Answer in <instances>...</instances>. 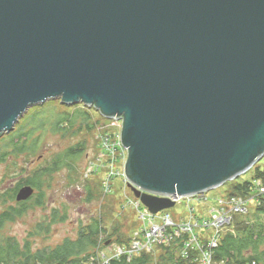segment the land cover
Masks as SVG:
<instances>
[{
    "label": "water",
    "instance_id": "obj_1",
    "mask_svg": "<svg viewBox=\"0 0 264 264\" xmlns=\"http://www.w3.org/2000/svg\"><path fill=\"white\" fill-rule=\"evenodd\" d=\"M56 98L121 118L151 213L216 188L264 156V0H0V136Z\"/></svg>",
    "mask_w": 264,
    "mask_h": 264
},
{
    "label": "trees",
    "instance_id": "obj_2",
    "mask_svg": "<svg viewBox=\"0 0 264 264\" xmlns=\"http://www.w3.org/2000/svg\"><path fill=\"white\" fill-rule=\"evenodd\" d=\"M46 104L32 107V110L30 109L31 111L24 116L25 118L22 121L19 120L13 131L0 136V164L7 163L11 158L36 153L47 132L60 133L62 137H76L83 132H91L95 128L96 123L91 119L87 108H79L76 104L71 106L72 110L61 111L60 106L54 108ZM65 106L68 107V105ZM83 148L84 140L77 141L74 145L46 158L29 177L22 179L12 188L0 190L2 204L0 230L6 223L22 217L28 208L45 203L44 197L51 187L54 174L62 170L75 172V164L81 158ZM252 168L254 169L252 178L231 186L230 190H227L228 195L246 196L251 194L254 180H261L264 183V156ZM1 182L2 180L0 184ZM24 184L34 187L35 192L28 200L17 202L16 191ZM92 194L90 191L88 201L93 197ZM258 201L252 214L256 219L246 218L245 224L221 235L218 246L213 252L215 260L226 262V264H252L253 262L264 264V223L261 220L264 217V196L259 197ZM236 216L240 215H234ZM238 218L236 217V221ZM65 220L66 214L59 215V211L54 209L52 218L49 222L47 221L46 226H44L45 223L37 224L38 231L29 233V236L39 235L40 231L48 233L52 224ZM89 222L86 225L80 224L76 240L66 239L53 249L32 250L28 239L20 244L13 238L7 237L3 243H0V264H78L94 252L101 235L105 236V242H111L112 236L116 233L113 230L107 236L108 229L102 226L101 219L90 218ZM187 237L188 234L183 233L169 245H156L153 252L142 251L129 260L126 255H122L111 260L109 264H199L196 259L198 255L196 250H191L186 257L180 254V249ZM0 239H3L1 234ZM114 240L117 244L128 246L130 237L122 239L121 234L116 233ZM155 250L156 253H154Z\"/></svg>",
    "mask_w": 264,
    "mask_h": 264
},
{
    "label": "rangeland",
    "instance_id": "obj_3",
    "mask_svg": "<svg viewBox=\"0 0 264 264\" xmlns=\"http://www.w3.org/2000/svg\"><path fill=\"white\" fill-rule=\"evenodd\" d=\"M47 102L49 100L42 104H46ZM79 104H77L79 108H87L86 110H88L91 119L96 123L95 128L91 132H83L76 137H62L60 133L47 132L36 153L11 158L7 163L0 164V180H2L0 190L12 188L22 179L29 177L33 170L44 163L46 158L51 157L66 147L74 145L77 141L84 140L83 153L75 164L76 171L62 170L55 173L51 187L46 191L44 197L45 203L28 208L22 217L17 218L13 222L6 223L3 229L0 230L1 238H3L0 239V243H3L7 237L13 238L20 244H23L28 239L32 250L53 249L61 245L66 239L76 240L80 224H89L90 218L101 219L102 226L108 229L106 232L107 236L114 230L116 233L121 234L122 239L130 237V240H132V237L142 228L139 213L134 208L136 198L128 187V184H126V181L120 175H116L107 182L104 169H99L100 167L95 169L93 166H88L91 160L99 156L105 160L106 168L107 162L111 160V157L102 150V136L108 134L111 140L118 139L121 136L122 124L117 119L103 117L94 107L85 106L82 103ZM46 105H51L54 108L60 106L61 111L72 110V105H68L67 107L58 98L50 99V102ZM34 106L37 105L29 107L19 120L22 121L25 118L24 116ZM18 123L19 121L16 125ZM5 134L8 133H4L1 136ZM120 162L121 164L117 163L116 165V160L113 161L115 169H117V166L121 167L123 160ZM93 168L94 171L90 172L89 169ZM253 171L254 169L251 167L236 177L237 179L234 178L226 181L216 188L196 194L195 196L186 197L181 203L167 210L175 222H179L182 218L189 221L207 220L211 218V211L214 210L213 207L216 206L217 199L230 196L227 190L229 191L230 187L234 186L237 182H243L252 178ZM105 186H108V192L105 190ZM90 191L93 193V197L88 201L87 197ZM205 197L206 200L203 199ZM257 203L259 201L251 199L247 203L248 210L246 212L233 214L230 223L228 225L224 224L222 234L229 230H236L238 226L246 223V218L256 219L252 214ZM189 207L194 209H190L189 212ZM1 208L2 204L0 203ZM54 209L59 211V215L66 214V220L52 224L48 233L40 231L39 235L29 236V233L38 231L36 228L37 224L45 223L44 226H46L47 221L49 222L52 218ZM189 213H192V215H189ZM234 215H240L236 216L239 217L237 221ZM261 220L264 223V217ZM212 231L213 229H207L203 232L195 229V233H198L202 238L209 237ZM116 233L112 236L113 240L111 242H105V236L101 235L94 252L101 248L112 251L117 246V242H114ZM118 245L122 246V244ZM153 248H151L150 252H153ZM154 253H156V250ZM196 257L198 261V255ZM220 262L218 264H222ZM198 263L200 264L199 261Z\"/></svg>",
    "mask_w": 264,
    "mask_h": 264
},
{
    "label": "built area",
    "instance_id": "obj_4",
    "mask_svg": "<svg viewBox=\"0 0 264 264\" xmlns=\"http://www.w3.org/2000/svg\"><path fill=\"white\" fill-rule=\"evenodd\" d=\"M112 119H117L122 124L121 118L113 117ZM106 135L102 136V150L111 157V160L107 162L105 168V160L97 156L94 160L89 162L88 166H93L95 169L99 167V169H104L107 182L116 175H120L127 184L123 170L128 153L127 148L122 145L121 137H118L116 140H111L109 135ZM114 160H116V165L117 163L121 164L120 161L123 160L121 167L117 166V169H115L113 166ZM89 171H94V168L89 169ZM104 188L107 192L109 191L108 186ZM252 189L251 194L246 196L230 195L224 198H218L216 206L213 207L214 210L211 211V218L202 221H189L186 219L183 220L182 218L179 222H175L167 209L153 214L139 201V199H136L134 208H136L139 213L140 221H142V228L132 237L128 246H120L116 243L117 246H115L112 251L104 248L98 249L90 253L78 264H109L111 260L117 259L122 255H126L129 260L132 256L142 251L150 252L151 248L156 245H169L172 240L183 233L188 234L187 239L184 240L180 249V254L183 257L188 256L191 250H196L198 252V261L200 264H218L219 261L217 262V260L214 259L213 252L218 246L224 224L228 225L230 223L233 214L246 212L248 210L247 203H249L251 199L258 201L259 196L264 195V183L261 180H254ZM191 196L174 195L169 196V198L173 200L176 205L181 203L186 197ZM203 199L206 200V197ZM190 209L194 208L189 207V212ZM189 215H192V213H189ZM195 229H199L202 232L207 229H213V231L209 237L202 238L198 233H195ZM220 263L226 264V262L223 261ZM252 264L256 263L253 262Z\"/></svg>",
    "mask_w": 264,
    "mask_h": 264
},
{
    "label": "bare ground",
    "instance_id": "obj_5",
    "mask_svg": "<svg viewBox=\"0 0 264 264\" xmlns=\"http://www.w3.org/2000/svg\"><path fill=\"white\" fill-rule=\"evenodd\" d=\"M20 119V118H19ZM15 128V127H14Z\"/></svg>",
    "mask_w": 264,
    "mask_h": 264
}]
</instances>
